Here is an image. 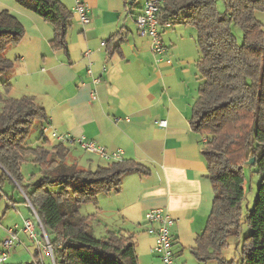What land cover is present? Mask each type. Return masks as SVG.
Segmentation results:
<instances>
[{
	"label": "crops",
	"instance_id": "1",
	"mask_svg": "<svg viewBox=\"0 0 264 264\" xmlns=\"http://www.w3.org/2000/svg\"><path fill=\"white\" fill-rule=\"evenodd\" d=\"M60 1L71 11L66 51L51 48L50 23L16 8L12 14L23 25L24 34L4 52L13 65L3 79L18 94L15 98L27 96L44 109L47 122H39L40 135L48 141L46 136L52 132L73 140L83 137L109 151L120 150L122 160L148 169L146 174H124L118 192L98 194L99 218L94 219L106 234L132 230L127 236L134 241L139 264H162L151 252L155 236L147 232L149 224L144 219L151 208H161L173 219L170 232L177 259L185 247L195 245L214 196L201 152L204 139L190 125L200 84L195 36L180 40L183 33L170 28L185 24L168 21L161 25L164 36L158 35L163 51L155 53L150 37L141 35L135 23L146 0L137 9L136 0H81L89 8L87 24L72 12L74 0ZM160 121L165 125H159ZM64 144L83 150L77 142ZM88 153L96 158L95 164H108L98 154ZM70 158L78 165L81 157ZM87 162L90 167L93 160ZM12 227L20 247L21 238L28 234L17 225ZM35 243L36 252L45 257L42 242ZM44 257L35 259L45 264Z\"/></svg>",
	"mask_w": 264,
	"mask_h": 264
},
{
	"label": "trees",
	"instance_id": "2",
	"mask_svg": "<svg viewBox=\"0 0 264 264\" xmlns=\"http://www.w3.org/2000/svg\"><path fill=\"white\" fill-rule=\"evenodd\" d=\"M14 1L50 23L51 48L66 51L71 11L60 0ZM224 4L226 12L220 13L216 0H164L157 13L162 24L181 21L196 30L200 84L190 125L204 139L201 152L214 196L205 226L190 251L203 264L209 260L214 264H264V178L252 209L242 211L247 160L254 157L253 166L264 171V30L254 16L256 10L264 9V0H224ZM232 24L243 33L241 44L231 31ZM22 27L7 9L0 11V74L12 68L4 52L21 40ZM1 84L8 93L11 85ZM0 100V181L11 177L24 192L39 220L42 244L48 242L52 249L49 264H139L131 236L109 231L95 237L79 205L96 204L98 194L120 190L124 174H146L148 169L133 160L80 168L68 162L63 142L47 148L49 141L43 134L40 145L28 146L24 141L33 123L47 122L44 109L27 96ZM29 156L39 177L22 186L21 164ZM243 219L249 233L240 243L235 263L223 257V251L230 237L239 236Z\"/></svg>",
	"mask_w": 264,
	"mask_h": 264
},
{
	"label": "rangeland",
	"instance_id": "3",
	"mask_svg": "<svg viewBox=\"0 0 264 264\" xmlns=\"http://www.w3.org/2000/svg\"><path fill=\"white\" fill-rule=\"evenodd\" d=\"M142 0H136L134 7L137 9L139 8L138 5H140ZM216 8L220 13L226 12V5L224 4V0H216ZM21 10V6L18 5L14 0H0V11L3 9H7L9 12L13 13L12 10L14 9ZM72 10V8H71ZM14 14V13H13ZM255 18L262 24V28L264 30V9L256 10L254 12ZM231 31L233 35L236 38L237 43L241 44L243 40V33L241 29L236 25H230ZM161 26L158 28L159 36H164V31L161 30ZM175 29L176 31H181L183 33V39L180 40H193L194 36L196 35V30L191 25H178L175 24L170 30ZM167 31V30H165ZM194 46V43L192 44ZM8 51V49H7ZM9 52V51H8ZM10 54V52H9ZM12 58V57H11ZM14 60V59H13ZM8 72V71H7ZM5 74H0V99L10 96L14 97V95H18L16 93H13L11 91V87L9 89L8 93H5L3 90L2 82L4 81ZM2 109V103L0 100V111ZM39 120H36L29 133L27 134L24 144L28 146L35 147L37 145H40L42 140L40 139L41 133H40V125ZM47 138L50 141V144H55V138L52 136H48ZM57 141V140H56ZM57 143V142H56ZM69 144V143H68ZM47 148L50 146L48 144L45 145ZM80 146V145H79ZM83 149V148H82ZM68 154L69 157H67L68 162H73V160L70 158V156H73L77 159H79V156L81 157L77 163L78 167L84 168V169H94L96 165H102V164H95L96 158L93 157L91 153H88L90 151L87 150H81L79 148L69 147ZM95 154V153H94ZM93 160V163L95 165H92L89 167L87 162ZM88 163V164H87ZM21 175H22V181L21 185L26 186L29 183H34L37 181L39 177V172L37 171L36 165L31 161L30 156L25 159V161L21 164ZM89 167V168H88ZM244 172V189H245V197L242 202V211L243 213H246L248 210H251L254 202L256 200L257 195V189L258 185L260 184L261 180L264 178V171H257L256 167L253 165H246L243 169ZM1 174V171H0ZM56 191L57 188H54ZM98 198V197H97ZM79 213L82 216H85L87 218L86 221L89 223V229L91 233L95 237H104L106 235V230H104L102 227L99 226L98 222H96L95 219L97 217L99 218V215L97 214L96 206L94 203H83L79 205ZM89 216H91L90 219ZM95 216V217H93ZM95 218V219H94ZM30 220L34 225V231L37 234V240L42 242V238L39 234L41 233V228L38 225L37 219L35 217V214H33L31 206L29 205L28 201H26V198L24 197V193L22 192L20 186L10 181L7 178H2L0 181V255L2 251H5L6 253V260L0 264H38V260L44 255L41 253L39 254V258L35 259L34 252H36L37 246H36V240H31L26 235L21 238L23 241V244H20V247H16L17 240H14L13 244L10 246V248H5L3 246V242L5 239L10 238V236L7 234L6 229L12 228V226L17 225L20 229H22L24 220ZM242 230L239 234V236L236 237H230V245L227 249L224 250L225 257L229 260L233 259L236 263L237 260H239V252H240V244L237 248V241L238 243H241L243 237L249 233L248 225L245 223L244 219L241 221ZM6 232V233H5ZM124 235L132 234L133 231L130 232H123ZM19 244V243H18ZM184 254L177 257V263L178 264H203L196 261V258L193 257L190 248L185 247ZM41 256V257H40ZM45 256L43 258V263L49 264L48 257ZM179 259V261H178ZM37 260V261H36ZM205 264H214L213 261H208Z\"/></svg>",
	"mask_w": 264,
	"mask_h": 264
},
{
	"label": "built area",
	"instance_id": "4",
	"mask_svg": "<svg viewBox=\"0 0 264 264\" xmlns=\"http://www.w3.org/2000/svg\"><path fill=\"white\" fill-rule=\"evenodd\" d=\"M163 2L164 0H146L143 7L141 8L140 13H138L135 17V23L139 33L141 35H147L150 37V49L155 53H161L163 51V44L158 36V28L162 25V23L157 17V13L159 12L160 6ZM88 10L89 8L87 4L83 3L81 0H74L72 12L77 15L79 21L82 24H87L90 21ZM164 24L168 25V23ZM88 73H90V70H88ZM92 81L97 82L98 79H93ZM159 125L164 126L165 121H160ZM51 136L58 142H77L81 148L98 154L107 162L122 161V152L120 150L109 151L106 148L97 145L92 140H86L83 137L73 140L69 136L64 137L63 135H58L55 132H52ZM35 217L39 223L36 214ZM144 219L146 223L149 224L147 232L149 234L153 233L155 236V243L151 249V252L159 258L162 264H176L175 255L172 251L173 238L170 232L173 219L170 217L167 211L165 212V210L161 208H151L145 213ZM22 230H24L26 234L29 235L28 237H30L32 240H36V242H38L37 234L34 231V225L30 220H24ZM7 233L10 238L4 240L3 246L8 249L13 244L14 240L17 239V237L13 227L7 229ZM41 245L45 256L51 257L52 249L48 242L43 244L41 243ZM5 258L6 253L5 251H2L0 255V262H3Z\"/></svg>",
	"mask_w": 264,
	"mask_h": 264
},
{
	"label": "water",
	"instance_id": "5",
	"mask_svg": "<svg viewBox=\"0 0 264 264\" xmlns=\"http://www.w3.org/2000/svg\"><path fill=\"white\" fill-rule=\"evenodd\" d=\"M135 0H129V2H133ZM248 165H253L255 163V158L251 157L249 160H247ZM30 205V203H29ZM31 206V205H30Z\"/></svg>",
	"mask_w": 264,
	"mask_h": 264
},
{
	"label": "clouds",
	"instance_id": "6",
	"mask_svg": "<svg viewBox=\"0 0 264 264\" xmlns=\"http://www.w3.org/2000/svg\"><path fill=\"white\" fill-rule=\"evenodd\" d=\"M32 209V208H31Z\"/></svg>",
	"mask_w": 264,
	"mask_h": 264
}]
</instances>
